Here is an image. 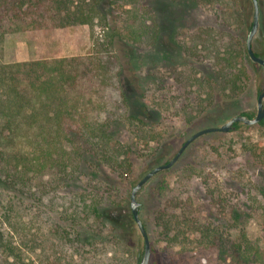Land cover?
<instances>
[{
	"label": "trees",
	"instance_id": "trees-1",
	"mask_svg": "<svg viewBox=\"0 0 264 264\" xmlns=\"http://www.w3.org/2000/svg\"><path fill=\"white\" fill-rule=\"evenodd\" d=\"M103 1L0 0V187L12 194L1 205L0 264H34L36 236L31 211L35 208L51 220L49 234L70 250L67 264L103 261L110 249L132 256L136 247L130 244L137 236L130 201L114 195L111 186L99 177L104 163L121 174L131 167L129 158L122 156V144L113 143L111 129L119 120L138 137H146L143 117L132 108L122 66L114 52L117 31L109 28L104 38L95 39L94 52L89 55L13 63L1 60L10 33L108 24L101 9ZM145 6L144 1L139 2V8ZM252 6L249 0L240 4L235 1L241 11L248 12ZM133 17L139 28L129 22V39L156 47L159 23L154 10L134 9ZM234 47L235 43L229 42V56L225 58L211 36V52L221 60L222 67L216 72L218 81L209 82L210 105H214L216 94L236 99L242 92V81L248 77L245 63L250 56L246 46ZM190 48H184L188 56L192 54ZM240 57L243 66L235 72ZM193 80L190 77V82ZM164 183L157 188L158 194L164 191ZM79 184L83 187L74 190L72 186ZM250 190L248 199L254 201H245L244 209L231 208L230 225L238 232L222 256L229 263L264 264V246L244 227L246 214H255L259 231L264 234V180ZM166 201L154 214L158 239L173 244L192 239L199 225L197 218L177 210L178 198ZM144 209L141 202L140 216ZM202 230L203 238L209 241L210 230L204 226ZM75 254L82 258L76 260Z\"/></svg>",
	"mask_w": 264,
	"mask_h": 264
},
{
	"label": "rangeland",
	"instance_id": "rangeland-1",
	"mask_svg": "<svg viewBox=\"0 0 264 264\" xmlns=\"http://www.w3.org/2000/svg\"><path fill=\"white\" fill-rule=\"evenodd\" d=\"M140 1H144L145 8L154 10L159 23L156 47L146 41L135 43L129 39V22L139 28L133 10L145 9L139 8ZM235 1L105 0L101 9L108 24L10 33L5 38L1 60L13 63L89 55L94 52L95 39L104 38L109 28L117 31L114 52L122 66L132 108L143 117L146 137H138L127 123L119 120L111 129L113 143L122 144V156L129 158L131 167L121 174L117 168L104 163L99 177L111 186L114 195L131 201L133 186L152 168L169 161L189 136L209 126H221L237 114H256L257 97L264 87V67L250 57L245 63L248 77L242 81L239 96L229 99L216 94L214 105H210L208 99L212 92L209 82L218 81L216 72L222 67L221 60L211 52V36L217 40L221 56L227 58L229 42L235 43V50L246 46L249 25L253 22V6L248 12L241 11L235 7ZM258 2L259 28L252 46L256 53L264 56V0ZM147 24H150L148 17ZM186 46H191L190 56L184 53ZM242 59L238 58L233 71L239 72ZM190 77L196 81L190 82ZM163 180L165 189L158 194L157 188ZM263 180L264 125L240 122L228 132L216 131L197 138L171 168L153 176L138 193L139 202L145 206L141 216L152 246L149 264H233L222 257L238 232L230 225L231 208L244 209L245 201H254L248 199L250 189ZM72 187L77 190L76 187L83 186ZM9 197L11 199L12 194L0 187V212L2 202ZM173 197L179 199V212L191 213L199 222L192 239H183L178 244L159 240L153 224L155 211ZM35 209L31 211L36 236L34 264H67L70 250L57 236L49 234L51 220ZM258 220L255 214L247 213L244 227L264 246ZM203 226L210 230L209 241L203 238ZM136 232L137 236L130 243L136 246L132 256L110 249L103 261L93 264H139L144 237L138 225ZM75 257L76 260L82 258L76 254Z\"/></svg>",
	"mask_w": 264,
	"mask_h": 264
},
{
	"label": "water",
	"instance_id": "water-1",
	"mask_svg": "<svg viewBox=\"0 0 264 264\" xmlns=\"http://www.w3.org/2000/svg\"><path fill=\"white\" fill-rule=\"evenodd\" d=\"M252 3H253V8H254V16H253V22H252L251 29L247 36L246 47H247L250 58L254 62L264 67V56L256 54L252 46L253 38L259 28V2L258 0H252ZM262 121L264 122V87L260 90L258 97H257L256 114L254 115L253 114L250 115L246 113L237 114L233 116L232 118H230L225 123H223L221 126H209V127L198 130L197 132H195L194 134H192L191 136L187 138V140L182 144V146L179 148L176 154L169 161L152 168L137 182L135 186H133L131 197H130L131 199L130 206H131L134 219L139 227V230L142 236L144 237V251H143V255H142V258L139 264H149L151 253H152V246H151L149 234L139 214L141 203L139 202L137 196H138L139 191L142 189L143 185L147 183L157 173L171 168L179 160V158L182 156L186 148L200 136L207 134V133L216 132V131L228 132L235 128L236 123H240V122L248 124V125H253V124L260 123Z\"/></svg>",
	"mask_w": 264,
	"mask_h": 264
},
{
	"label": "flooded vegetation",
	"instance_id": "flooded-vegetation-1",
	"mask_svg": "<svg viewBox=\"0 0 264 264\" xmlns=\"http://www.w3.org/2000/svg\"><path fill=\"white\" fill-rule=\"evenodd\" d=\"M260 55V54H259Z\"/></svg>",
	"mask_w": 264,
	"mask_h": 264
}]
</instances>
